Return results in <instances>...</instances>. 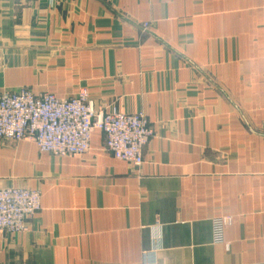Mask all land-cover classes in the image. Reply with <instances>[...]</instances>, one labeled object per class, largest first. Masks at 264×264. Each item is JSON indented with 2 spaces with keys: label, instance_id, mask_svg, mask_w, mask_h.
<instances>
[{
  "label": "crops",
  "instance_id": "obj_1",
  "mask_svg": "<svg viewBox=\"0 0 264 264\" xmlns=\"http://www.w3.org/2000/svg\"><path fill=\"white\" fill-rule=\"evenodd\" d=\"M20 87L86 89L152 136L138 166L99 131L79 155L0 140V188L41 198L0 264H264V0H0V93Z\"/></svg>",
  "mask_w": 264,
  "mask_h": 264
},
{
  "label": "built area",
  "instance_id": "obj_2",
  "mask_svg": "<svg viewBox=\"0 0 264 264\" xmlns=\"http://www.w3.org/2000/svg\"><path fill=\"white\" fill-rule=\"evenodd\" d=\"M99 131L104 147L114 158L140 165L152 130L141 113L129 114L109 106L96 110L85 90L62 98L27 87L0 93V140L32 141L40 152L54 156L79 155L90 147ZM40 191L24 187L0 188V233L26 231L40 209ZM231 217L212 220L214 243L223 242V229Z\"/></svg>",
  "mask_w": 264,
  "mask_h": 264
},
{
  "label": "rangeland",
  "instance_id": "obj_3",
  "mask_svg": "<svg viewBox=\"0 0 264 264\" xmlns=\"http://www.w3.org/2000/svg\"><path fill=\"white\" fill-rule=\"evenodd\" d=\"M148 23H146V24H143V25H141V28H142V30H144V29H147L148 28ZM82 90H85L86 92H87V90L86 89H80L76 94H78L80 91H82ZM75 94V95H76ZM87 94H88V92H87ZM89 96V95H88ZM14 142V141H13ZM30 221V220H29ZM29 223V222H28Z\"/></svg>",
  "mask_w": 264,
  "mask_h": 264
}]
</instances>
